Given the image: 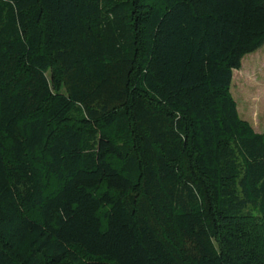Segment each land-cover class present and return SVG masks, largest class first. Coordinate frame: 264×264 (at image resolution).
<instances>
[{
  "label": "trees",
  "instance_id": "16d2710c",
  "mask_svg": "<svg viewBox=\"0 0 264 264\" xmlns=\"http://www.w3.org/2000/svg\"><path fill=\"white\" fill-rule=\"evenodd\" d=\"M263 47L264 0H0V264H264Z\"/></svg>",
  "mask_w": 264,
  "mask_h": 264
},
{
  "label": "rangeland",
  "instance_id": "374dc122",
  "mask_svg": "<svg viewBox=\"0 0 264 264\" xmlns=\"http://www.w3.org/2000/svg\"><path fill=\"white\" fill-rule=\"evenodd\" d=\"M232 94L240 116L254 130L264 134V47L243 59L242 69L234 71Z\"/></svg>",
  "mask_w": 264,
  "mask_h": 264
}]
</instances>
